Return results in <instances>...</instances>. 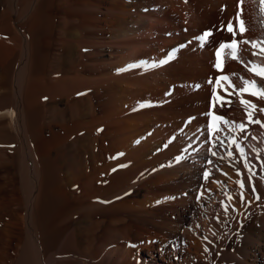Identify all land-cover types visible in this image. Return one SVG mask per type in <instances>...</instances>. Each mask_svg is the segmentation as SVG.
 Returning a JSON list of instances; mask_svg holds the SVG:
<instances>
[{
	"label": "bare ground",
	"instance_id": "6f19581e",
	"mask_svg": "<svg viewBox=\"0 0 264 264\" xmlns=\"http://www.w3.org/2000/svg\"><path fill=\"white\" fill-rule=\"evenodd\" d=\"M245 40L261 0H0V264H264Z\"/></svg>",
	"mask_w": 264,
	"mask_h": 264
},
{
	"label": "snow or ice",
	"instance_id": "6c2138e0",
	"mask_svg": "<svg viewBox=\"0 0 264 264\" xmlns=\"http://www.w3.org/2000/svg\"><path fill=\"white\" fill-rule=\"evenodd\" d=\"M185 2H187V0H185ZM262 3H264V0H261ZM243 4V0H238V5H242ZM241 14H242V10H241ZM227 30L232 32L233 33V39L230 41V42H226V43H222L221 46L218 48L217 52L215 53L216 55V58H217V63L214 65L218 70L220 69L221 65H220V57H221V51L223 49H230L231 50V58L232 59H241L238 55L239 53V44H240V41H237L235 39V35L237 34V31H239L240 34H242L246 29H245V26H244V21L243 20H239V29H234L233 28V25L231 23H229L227 26ZM211 35V32H205L203 33L200 37H195L194 39H197V40H200L201 41V44L200 46L203 47V42L205 40L206 37L210 36ZM244 44H248L250 45L252 48L254 49H257L256 51H253L252 52V55H264V46H261V45H264V42H255V41H249V40H245L243 41ZM171 57H168L162 61H160L161 64H164V63H167L168 62V59H170ZM241 62L242 59H241ZM251 63V62H249ZM259 66H254L253 68L249 69L250 71H254L255 74L257 76H260L261 78H264V68H259V70H257ZM123 71V69L121 70ZM223 79L227 80L228 78L227 77H223ZM243 79V78H241ZM209 83H211V80H209ZM243 83L246 87L244 88H241V89H238L237 91H240V92H245V91H248V85H253L255 84L254 81H248V80H243ZM195 87H199V85H196ZM233 88H235V85H232ZM251 95H260L261 98H264V91H261L259 93L253 91L250 93ZM241 103L245 104V105H248L249 107H255L254 105H249L247 101H241ZM261 112H264V109H261ZM249 115V122H254V123H260L262 127H264V122H260V121H251V113L248 114ZM190 119H194V118H190ZM231 123H234V122H231ZM246 127V125L244 123H240L238 125V128L240 130H244ZM235 143V141H234ZM241 151V154L243 155V149H240ZM215 155V153H213ZM229 155H231V153H229ZM247 166V165H246ZM239 174V173H238ZM205 175L207 176L208 174L205 173ZM238 183H240V186L243 187V182L242 181H239ZM253 190H255V188L253 187ZM257 199H259V197H257Z\"/></svg>",
	"mask_w": 264,
	"mask_h": 264
},
{
	"label": "rangeland",
	"instance_id": "374dc122",
	"mask_svg": "<svg viewBox=\"0 0 264 264\" xmlns=\"http://www.w3.org/2000/svg\"><path fill=\"white\" fill-rule=\"evenodd\" d=\"M200 207V203H195V208H194V210H196V212L198 211V208ZM209 213H211L212 215H211V218H214L215 216V214H216V212H209Z\"/></svg>",
	"mask_w": 264,
	"mask_h": 264
}]
</instances>
